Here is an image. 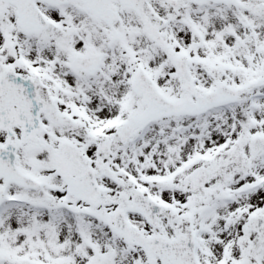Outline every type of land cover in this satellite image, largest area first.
Here are the masks:
<instances>
[{
  "label": "snow or ice",
  "instance_id": "1",
  "mask_svg": "<svg viewBox=\"0 0 264 264\" xmlns=\"http://www.w3.org/2000/svg\"><path fill=\"white\" fill-rule=\"evenodd\" d=\"M0 264H264V0H0Z\"/></svg>",
  "mask_w": 264,
  "mask_h": 264
}]
</instances>
